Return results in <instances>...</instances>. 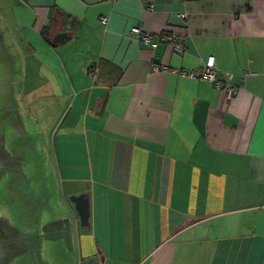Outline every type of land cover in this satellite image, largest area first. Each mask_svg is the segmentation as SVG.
I'll return each mask as SVG.
<instances>
[{"label":"crops","instance_id":"1","mask_svg":"<svg viewBox=\"0 0 264 264\" xmlns=\"http://www.w3.org/2000/svg\"><path fill=\"white\" fill-rule=\"evenodd\" d=\"M0 74V264H264V0H0Z\"/></svg>","mask_w":264,"mask_h":264},{"label":"built area","instance_id":"2","mask_svg":"<svg viewBox=\"0 0 264 264\" xmlns=\"http://www.w3.org/2000/svg\"><path fill=\"white\" fill-rule=\"evenodd\" d=\"M186 12H181V15H186ZM107 21V17L103 16L101 22L105 23ZM132 34L141 42L151 43L153 41V33L143 30L140 26H134L132 28ZM162 37L165 41H167L177 52L183 51V46L180 43V36L176 33L171 32H163ZM153 46H156L157 43H152ZM168 67L166 65L153 64L152 70H167ZM184 74H187L191 77H196V72L194 70L184 71ZM200 79L211 81L217 88L224 89L226 93L227 101H230L237 87L229 82V74L220 72L215 67V56L210 55L205 60L202 70L198 75Z\"/></svg>","mask_w":264,"mask_h":264},{"label":"water","instance_id":"3","mask_svg":"<svg viewBox=\"0 0 264 264\" xmlns=\"http://www.w3.org/2000/svg\"><path fill=\"white\" fill-rule=\"evenodd\" d=\"M73 36V32L69 29L58 31L53 36V43H66ZM71 201L75 204V209L80 217V223L82 226L90 225V200L87 193H81L78 195H72ZM3 218L0 217V234H3L1 224ZM84 264H98V257L92 256L84 260Z\"/></svg>","mask_w":264,"mask_h":264},{"label":"rangeland","instance_id":"4","mask_svg":"<svg viewBox=\"0 0 264 264\" xmlns=\"http://www.w3.org/2000/svg\"><path fill=\"white\" fill-rule=\"evenodd\" d=\"M1 75V74H0Z\"/></svg>","mask_w":264,"mask_h":264}]
</instances>
